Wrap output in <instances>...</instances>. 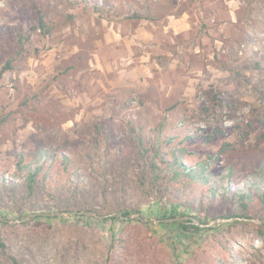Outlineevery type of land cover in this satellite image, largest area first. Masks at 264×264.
<instances>
[{"label":"rangeland","instance_id":"1","mask_svg":"<svg viewBox=\"0 0 264 264\" xmlns=\"http://www.w3.org/2000/svg\"><path fill=\"white\" fill-rule=\"evenodd\" d=\"M90 1L109 9L0 0V180L18 184L0 182V264H264L250 188L264 159V0ZM177 146L188 166L207 160L206 184L154 179ZM37 148L72 164L28 195L14 153ZM233 193L250 194L237 219ZM161 208L227 220L181 231L135 216Z\"/></svg>","mask_w":264,"mask_h":264},{"label":"trees","instance_id":"2","mask_svg":"<svg viewBox=\"0 0 264 264\" xmlns=\"http://www.w3.org/2000/svg\"><path fill=\"white\" fill-rule=\"evenodd\" d=\"M75 1L76 2L84 1L88 3L91 2L92 6L94 7V9L96 10L98 14H102L104 10L107 11L109 9V7L105 6V4L103 3L92 2L90 0H75ZM71 17H72V14H71ZM39 24L45 33L51 31V28L47 26V24L45 23L43 19H40ZM6 67L7 68L11 67L10 61L6 63L5 68ZM5 119L6 117H3L0 119V126L6 121ZM248 125H251V124L249 123ZM216 130H217L216 136L223 135L224 131L222 128L217 127ZM210 137H214V131L209 134L208 138L210 139ZM191 138L192 136H189L188 139H191ZM172 139L173 138H170V140ZM153 147L156 149V153L160 152L159 151L160 148H156L155 143H153L152 146H150L149 148L151 149ZM141 149H142L141 151L144 153L149 150L144 147ZM184 150H185L184 148L177 146L173 149L172 154L169 158L166 159L162 155L161 162L165 164V167L161 168L157 164H154V179L159 180L160 178L167 177L169 174H171V179L176 180V181H181L185 177L189 179L185 183L188 182V183L196 184L198 181L202 180L203 183L206 184L208 182L207 181V171H206L208 168L207 160L203 159L201 163L188 166L182 162V155L184 153ZM14 156L17 159V164L19 165V168L26 170L24 184L23 185L21 184V185L22 187L25 186L24 188L27 190L28 195L35 193L36 189L38 188V183H43L45 185L48 183V178L49 176H51V173L54 170L53 166L56 163L59 162L64 167V169L69 168L72 164L71 155L65 151L58 152L57 148H55L54 150L47 149V148L45 149L37 148L36 150H34L32 154H27L23 151H20V152H15ZM164 169H166L168 172L164 176H162ZM229 170L232 172L233 168L232 170L231 168ZM231 172L229 173V175L231 174ZM40 173H42L41 178L39 176ZM223 178L224 176L221 177V179ZM0 182L6 183L4 185H8L7 183H11L10 184L11 187L18 185L14 181L0 180ZM253 185H255L258 190H261L259 191V193L262 199L264 200V192L262 191V188L264 186V159H262L259 162L257 168L253 171L250 188ZM209 189L215 191V188L213 186H209ZM218 189H220L221 190L220 192L224 193L225 195H227L226 193L229 192L228 188L221 187ZM231 197L238 199V204H234L232 206L233 207L232 216L243 217L247 215L248 214L247 207H248V203L250 200L249 199L250 194L233 193ZM161 211H162V214H161L162 218H170V217L186 215V213H175V212L167 213V210L163 208H161ZM123 215L124 216L130 215V211L125 210ZM195 217L200 222L206 223L205 219H202L201 217H198V216H195ZM116 218L119 219L117 216L109 217V219H116ZM174 224L181 231H198L201 229V227L195 224H191V223L174 222ZM258 229L262 237L264 238V223L259 224ZM0 246L4 248V243L2 242L1 239H0Z\"/></svg>","mask_w":264,"mask_h":264},{"label":"water","instance_id":"3","mask_svg":"<svg viewBox=\"0 0 264 264\" xmlns=\"http://www.w3.org/2000/svg\"><path fill=\"white\" fill-rule=\"evenodd\" d=\"M62 213H64V212L56 211V212H51V213L50 212L32 213V214H28L27 216H25L22 220H27L30 217H34V216L39 215V214H41V215H53V214H62ZM65 213L71 214V213H78V212L77 211H74V212L73 211H68V212H65ZM80 213H83V214H86V215H97V213L94 212V211H81ZM135 216L137 218L141 219L142 221L191 223V224H195V225H197L199 227L210 226V225H214V224H217V223H220L222 221L227 220V219H224V218H219V219L213 220L212 222L207 224V223H202L197 218H193V217H190V216H177V217L162 218V219L142 218L138 214L135 215ZM232 219H237V217L232 218ZM0 220L1 221H10L9 219H6V218H4L1 215H0ZM18 221H20V220H18ZM259 222H263L264 223V219H260Z\"/></svg>","mask_w":264,"mask_h":264}]
</instances>
